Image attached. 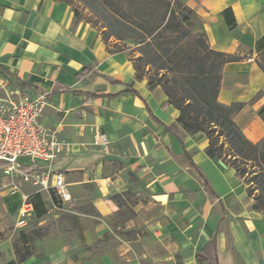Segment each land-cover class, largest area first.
Instances as JSON below:
<instances>
[{
  "label": "crops",
  "instance_id": "crops-1",
  "mask_svg": "<svg viewBox=\"0 0 264 264\" xmlns=\"http://www.w3.org/2000/svg\"><path fill=\"white\" fill-rule=\"evenodd\" d=\"M179 1L194 11L192 30L206 32L214 50L241 57L223 67L218 100L244 104L235 121L259 142L264 0ZM98 31L60 0H0V74L29 96L48 92L43 124L66 143L53 165L39 162L44 185L8 177L0 161V206L17 217L30 202L28 219L44 222L57 211L49 187L60 173L72 194L67 208L93 221L79 222L70 240H50L45 249L54 264H198L210 241L216 264H264V210L254 208L245 179L208 155L205 131H167L179 109L164 103L161 86L138 79L128 52H110ZM102 90L103 97L92 96ZM87 207L96 213L82 211ZM42 208L48 212L37 218ZM10 249L2 242L0 257Z\"/></svg>",
  "mask_w": 264,
  "mask_h": 264
},
{
  "label": "trees",
  "instance_id": "trees-1",
  "mask_svg": "<svg viewBox=\"0 0 264 264\" xmlns=\"http://www.w3.org/2000/svg\"><path fill=\"white\" fill-rule=\"evenodd\" d=\"M60 1L73 5L75 0ZM76 1L90 5L94 16L103 21L106 28L103 39L114 38L139 47L138 56L133 59L137 78H144L148 67L153 71L148 77L149 87L161 85L167 96L164 103L179 109L176 123L167 126V131L174 134L205 131L209 138L208 155L222 158L235 168L249 185L248 193L255 199L254 208L263 211L264 137L257 143L250 141L236 123L235 114L243 108L242 102L226 105L218 100L223 67L241 57L214 50L206 32L192 30L194 11L179 0ZM74 11L76 20L84 18L78 7H74ZM228 22L230 26L235 24L234 18ZM109 50L115 53L121 49ZM260 67L264 71V63L260 62ZM128 90L135 92L132 87ZM103 95H106L103 90L92 93L93 97ZM259 114L264 120V106ZM35 197L42 199L40 194ZM47 212V208L39 209L36 217L45 216ZM20 236L25 240L31 237L23 231ZM14 248L18 259L8 264L23 263L32 256L28 247L25 251ZM209 248H212V258L207 255ZM197 258L198 264H216L214 241L208 242Z\"/></svg>",
  "mask_w": 264,
  "mask_h": 264
},
{
  "label": "built area",
  "instance_id": "built-area-1",
  "mask_svg": "<svg viewBox=\"0 0 264 264\" xmlns=\"http://www.w3.org/2000/svg\"><path fill=\"white\" fill-rule=\"evenodd\" d=\"M48 104V92L29 96L21 88L11 87L9 82L2 80L0 84V161L5 163V173L31 181L45 184L44 172L39 162L52 163L65 151L66 143L58 135V131L45 126L42 116ZM100 142L106 143V134H100ZM25 158L27 161H22ZM42 177V178H40ZM53 189L57 200L53 209L67 208L72 201L63 174L54 175ZM22 215L32 209L26 202ZM19 220L18 224H23Z\"/></svg>",
  "mask_w": 264,
  "mask_h": 264
},
{
  "label": "rangeland",
  "instance_id": "rangeland-1",
  "mask_svg": "<svg viewBox=\"0 0 264 264\" xmlns=\"http://www.w3.org/2000/svg\"><path fill=\"white\" fill-rule=\"evenodd\" d=\"M74 7H78L80 9V12L82 13L83 17L85 19L90 20V22L98 28L99 34L103 35L106 30H101L103 27V21L96 16H94L93 12L91 11V6L87 5L83 2L74 1L73 5ZM106 29V28H105ZM105 43L107 44L108 48H111L113 50L115 49H121L120 51H127L129 56L131 57V60L138 56V49L139 47H136L135 44L130 42H124V41H118L114 38H111L109 41L105 40ZM117 42V45L114 46V43ZM123 49H122V48ZM126 47V48H125ZM129 47V48H128ZM118 52V51H117ZM134 63V61H133ZM145 75L148 79L150 74H153V71H149V68H145ZM4 78V80L8 81L10 85H13L11 79H8L4 75L0 74V78ZM2 81H0L1 84ZM161 86V85H159ZM157 87V86H155ZM151 87V88H155ZM162 87V86H161ZM164 89V88H163ZM56 129V128H55ZM57 130V129H56ZM94 134H98V129L94 127ZM228 158V156H226ZM4 174L5 169H4ZM10 178H14L15 180H24L23 178H19L17 176H10L7 175ZM42 178V177H40ZM10 180H8L9 182ZM28 182V181H27ZM32 184L36 183L35 179L29 181ZM12 183V182H10ZM37 184L42 185V183L38 182ZM17 189V188H16ZM50 191L54 194V189L52 187H49ZM57 210V209H56ZM82 211H86L88 214H94L96 211L94 208H84ZM127 216L129 213L126 214ZM23 219L24 223L19 225L18 221ZM44 222H41L39 220H31L28 219L27 214L22 215L21 213L14 217L12 216L8 211L5 210V208L0 206V244L4 241H10L11 242V249L9 254H2L0 257V264H8V262L12 259H15L17 261V255L15 246L20 251H25V247L30 248L32 250V256L28 257L23 263H17V264H54L52 262V259L48 258L46 254L45 246L52 240L53 238L57 236H62L64 239H72L73 236L79 235V230L76 228L79 222H92L93 218H86L83 215H75L73 214L69 208H64L62 210H57L56 212H51L50 215L45 217L43 220ZM26 232L27 234L30 233V238L28 240H25L24 238H21L20 233Z\"/></svg>",
  "mask_w": 264,
  "mask_h": 264
}]
</instances>
